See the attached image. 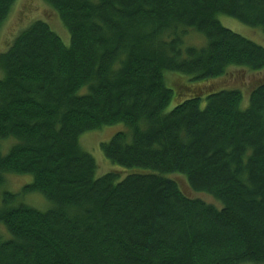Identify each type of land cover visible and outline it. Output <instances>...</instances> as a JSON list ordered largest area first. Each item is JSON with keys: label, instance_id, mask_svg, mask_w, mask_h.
I'll list each match as a JSON object with an SVG mask.
<instances>
[{"label": "trees", "instance_id": "1", "mask_svg": "<svg viewBox=\"0 0 264 264\" xmlns=\"http://www.w3.org/2000/svg\"><path fill=\"white\" fill-rule=\"evenodd\" d=\"M15 1L0 0V28ZM42 1L69 44L36 19L0 51V187L31 176L2 193L0 264L264 263V81L246 103L239 88L207 89L165 111L168 86L181 95L167 73L264 70V47L218 19L264 33V0ZM119 122L100 148L131 171L96 176L79 138Z\"/></svg>", "mask_w": 264, "mask_h": 264}, {"label": "rangeland", "instance_id": "2", "mask_svg": "<svg viewBox=\"0 0 264 264\" xmlns=\"http://www.w3.org/2000/svg\"><path fill=\"white\" fill-rule=\"evenodd\" d=\"M17 1V2H16ZM13 9L8 15L7 19L0 28V51L5 49L9 44L11 38L29 22L39 19L48 23L52 30L61 38L65 45L69 44V34L62 22L59 20L57 14L43 3L42 0H16ZM218 19L220 23L232 30L233 32L257 43L264 47V33L258 31L256 28L246 26L237 20L230 18L225 15H219ZM198 35V34H197ZM189 33L186 37L188 43L199 44L202 40L198 37L200 35ZM201 37V36H200ZM202 38V37H201ZM174 74V76H168V80L177 81L173 82V85L179 90L180 96L177 95L175 88L168 84L173 91L172 99L165 108V111L172 109L176 104L189 97L190 94H203L207 89H225V88H239L242 91L244 102L250 93V90L260 81H264V70L258 72L245 71L240 68L230 69L222 77L215 80H206L200 82V80H191L189 77L179 73H167V75ZM171 77V79H169ZM167 80V81H168ZM183 80V81H179ZM181 86V87H180ZM186 96V97H185ZM246 100V102H247ZM245 102V103H246ZM205 98L201 100V104L204 105ZM244 103V104H245ZM126 126L119 122L112 125L103 126L99 129L87 131L83 133L79 138L81 147L90 153L94 158L97 169L96 176H101L105 173L116 171L119 174V179L124 177L131 168H124L113 164L109 161L102 153L100 143L109 140V138L118 131H125ZM7 150L3 149V153ZM171 178L175 179L181 189L190 197L199 198L207 203L214 204L218 208L219 203L211 196L193 192L188 189L186 180L181 174L170 175ZM31 182V176L28 174H13L7 173L5 175V181L0 187V201L2 193L8 192H19L22 186ZM36 200V201H35ZM24 201L40 210H46L49 203L40 193H29L24 197ZM34 201V202H33ZM31 202V203H30ZM35 203V204H33ZM47 204V205H46ZM0 226L5 230L4 226ZM0 227L2 233L3 229ZM6 232V230H5ZM7 234V233H6ZM242 264H264V263H242Z\"/></svg>", "mask_w": 264, "mask_h": 264}, {"label": "bare ground", "instance_id": "3", "mask_svg": "<svg viewBox=\"0 0 264 264\" xmlns=\"http://www.w3.org/2000/svg\"><path fill=\"white\" fill-rule=\"evenodd\" d=\"M36 201V200H35ZM34 202V201H33ZM31 203V202H30ZM33 204H35V203H33ZM47 211V210H46Z\"/></svg>", "mask_w": 264, "mask_h": 264}]
</instances>
